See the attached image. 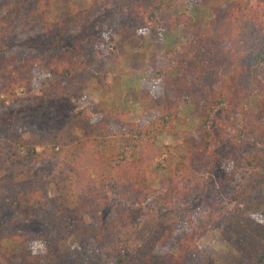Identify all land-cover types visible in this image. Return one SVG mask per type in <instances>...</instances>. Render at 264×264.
Returning a JSON list of instances; mask_svg holds the SVG:
<instances>
[{
  "label": "trees",
  "instance_id": "16d2710c",
  "mask_svg": "<svg viewBox=\"0 0 264 264\" xmlns=\"http://www.w3.org/2000/svg\"><path fill=\"white\" fill-rule=\"evenodd\" d=\"M55 1L0 0V105L13 102L0 110V264H211L193 251L198 233L185 236L189 244L176 256L158 254L169 236L159 228L132 246L157 192L159 138L173 132L183 102L201 107L202 119L196 149L168 175L169 202L211 210L237 264H264V0H89L54 21ZM189 1L209 7L207 24L185 14L161 24V15ZM123 12L117 27L131 35L162 27L190 36L169 70L153 69L164 97L147 125L102 104L80 109L83 97L73 91L101 64L105 35L93 26ZM36 78L45 84L41 96L31 93ZM244 79L259 92L260 118L237 127L250 97ZM6 243L25 257L4 254Z\"/></svg>",
  "mask_w": 264,
  "mask_h": 264
},
{
  "label": "rangeland",
  "instance_id": "374dc122",
  "mask_svg": "<svg viewBox=\"0 0 264 264\" xmlns=\"http://www.w3.org/2000/svg\"><path fill=\"white\" fill-rule=\"evenodd\" d=\"M218 2L221 3V0ZM198 3L199 1L197 3L189 1L178 4L173 10L160 16L161 24L171 23L175 17L183 14L190 16L197 24H207L212 12L206 4ZM88 4L89 0H56L48 9V13L52 20L60 21L84 11ZM124 18V12L115 14L104 24L93 26L96 32L105 35L106 44L100 46L97 54V61L99 60L101 64L94 62V65L87 69L92 75L91 78L74 85V93L83 97L74 102L76 101L80 109L92 108L96 104L109 106L116 112L124 114L131 122L147 125L156 117L164 97L163 82L153 69L157 67L169 70L178 60L190 36L182 29L169 31L162 27L149 30L140 28L137 33L131 35L117 27V23ZM100 71L102 74H99ZM32 83L34 87L31 93L41 96L43 94L41 89L45 84L37 78ZM243 85L245 93L250 97L244 106L243 115L237 116V127L242 126V121L250 122L252 118H260L258 90L250 79H244ZM25 92V89L21 88L17 90L16 96L22 98ZM12 105L13 102H6L4 108ZM19 107L20 104L16 106ZM4 108L0 105V110ZM201 109V107H192L189 102H183L173 132L160 136L158 146L162 155L158 160L160 168L156 172L154 183L157 192L143 208L144 216L139 221L138 229L132 234V246L135 249L140 248L159 228L162 232L167 231L169 236L159 248L158 254L176 256L185 245L189 244L185 236L194 233L196 237L195 233H198L199 236L193 244V251L198 259H208L211 264H237V254L225 245L220 229L216 228L208 218L211 210L204 207L194 209L189 203L178 200L169 202L167 197L168 175L171 169L196 149L198 128L202 119ZM3 139L2 133L0 163L5 158L6 147ZM226 165L231 170L235 168L234 164L227 162ZM200 177L207 176L200 174ZM213 203L217 204V199L213 200ZM22 248L20 245L6 243L2 252L6 254L8 249V254L13 252L21 258L25 257ZM34 248L36 253L43 250L40 245ZM22 261L27 263V259ZM8 263L12 264L9 259L7 262L4 261V264Z\"/></svg>",
  "mask_w": 264,
  "mask_h": 264
},
{
  "label": "clouds",
  "instance_id": "9594fccd",
  "mask_svg": "<svg viewBox=\"0 0 264 264\" xmlns=\"http://www.w3.org/2000/svg\"><path fill=\"white\" fill-rule=\"evenodd\" d=\"M40 247L43 249L44 246L41 244ZM33 252H34V254H36L35 248H33Z\"/></svg>",
  "mask_w": 264,
  "mask_h": 264
}]
</instances>
